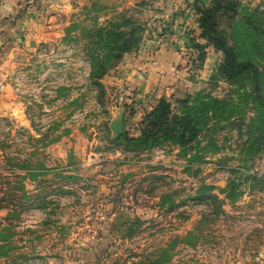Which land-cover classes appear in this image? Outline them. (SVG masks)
<instances>
[{"label":"rangeland","instance_id":"rangeland-1","mask_svg":"<svg viewBox=\"0 0 264 264\" xmlns=\"http://www.w3.org/2000/svg\"><path fill=\"white\" fill-rule=\"evenodd\" d=\"M238 1L264 11V0ZM193 3L52 0L29 13L41 18L36 29L0 30V233L9 241L0 264H264V151H243L251 89L217 73L224 55L202 35ZM220 19L231 38L232 18ZM112 24L133 30L136 46L107 63L101 87L86 49ZM195 42L205 45L201 65ZM202 89L233 104L190 150L203 160L190 163L171 143L124 147L119 138L137 135L161 96Z\"/></svg>","mask_w":264,"mask_h":264},{"label":"trees","instance_id":"trees-1","mask_svg":"<svg viewBox=\"0 0 264 264\" xmlns=\"http://www.w3.org/2000/svg\"><path fill=\"white\" fill-rule=\"evenodd\" d=\"M193 9L203 31L202 35L224 55L217 73L236 88L249 86L251 89L249 98L254 103L255 113L247 125L243 151L246 156H255L264 151V70L258 59L261 55H257L264 50L263 45L259 44L260 39L264 41V11L244 7L238 0H211L208 5H201L199 0H194ZM11 15L13 13L6 16ZM238 15H241V20L235 19ZM220 17H226L228 21L232 18L229 23L231 38L227 36L225 29H221ZM95 32L86 52L91 58V79L101 86L100 79L110 73L106 69L107 63L114 57L133 50L136 41L131 36L133 30L126 31L115 24L100 26ZM191 46L199 52L198 61L201 65L206 57L205 45L195 42ZM231 108L233 104L229 99L219 97L207 89L170 97L161 96L139 121V133L130 135L125 132L119 139H123L126 149L132 150H146L171 143L180 149L179 153L190 163L201 161L204 155H189L190 150L198 149L203 134L207 132L206 128L213 127L217 117L228 116ZM243 124L246 123L237 124L241 133ZM228 188L230 191L227 197L235 200L238 196L237 188H232V183ZM2 234L0 233V258L8 252L7 244L2 242H9L2 239L5 238ZM165 260L167 259L153 258L146 264H163Z\"/></svg>","mask_w":264,"mask_h":264},{"label":"crops","instance_id":"crops-1","mask_svg":"<svg viewBox=\"0 0 264 264\" xmlns=\"http://www.w3.org/2000/svg\"><path fill=\"white\" fill-rule=\"evenodd\" d=\"M51 1L52 0H0V30L2 29V31H4L5 36L12 38L11 32L19 28V26L24 25L29 31L36 29L41 18H29V13H33L35 6L44 8V5L48 3H50L49 6H51ZM9 13H13V15L7 17L6 15ZM18 18L20 19L17 21Z\"/></svg>","mask_w":264,"mask_h":264},{"label":"water","instance_id":"water-1","mask_svg":"<svg viewBox=\"0 0 264 264\" xmlns=\"http://www.w3.org/2000/svg\"><path fill=\"white\" fill-rule=\"evenodd\" d=\"M113 129L119 135L123 131V125L121 124V122H115V124L113 125Z\"/></svg>","mask_w":264,"mask_h":264}]
</instances>
